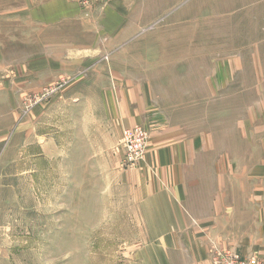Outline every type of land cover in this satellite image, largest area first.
I'll list each match as a JSON object with an SVG mask.
<instances>
[{
	"label": "rangeland",
	"instance_id": "rangeland-1",
	"mask_svg": "<svg viewBox=\"0 0 264 264\" xmlns=\"http://www.w3.org/2000/svg\"><path fill=\"white\" fill-rule=\"evenodd\" d=\"M244 3L0 0V264H264V22ZM128 129L143 158L123 168ZM159 189L186 196L171 224L140 210Z\"/></svg>",
	"mask_w": 264,
	"mask_h": 264
},
{
	"label": "crops",
	"instance_id": "crops-1",
	"mask_svg": "<svg viewBox=\"0 0 264 264\" xmlns=\"http://www.w3.org/2000/svg\"><path fill=\"white\" fill-rule=\"evenodd\" d=\"M240 7H241V9H243V11H249L250 8L253 7V11L255 12L254 20L257 24L259 23L262 26V23L264 22V0H253L252 4L250 3V1L245 0V3L243 4V6H240ZM256 54H258V52ZM124 111H125V109H124ZM127 114H128V110L125 111L126 118L123 121L124 123H128L127 122V118H128ZM133 122H134V120H133ZM166 162L167 161H165V163ZM171 167H172V165H170V164L166 165L165 164L164 167L158 168L159 176H161L163 174L160 177L162 180L166 181V178L168 179L169 175H171L172 173H174L176 171L177 168L175 166H173V170L171 169ZM166 170H167V172H166ZM134 174L139 176L138 172H131V173L125 172V174H123L122 177L125 179H128V180L138 181L135 178ZM172 177L173 176L169 177V179H171ZM126 187H129V186H126ZM181 187H182V191H181V194H182L183 186H181ZM161 192L162 191L159 189L158 198L157 197H145V199H143V200L140 199L138 204H139L141 209L140 208L139 209L144 214V216H145L144 218H147L148 221H151L154 219L156 220V217H157L158 220L163 221V222L164 221H170V224H171V222H173V220L176 219L174 217V213H177V212L173 213V211H175V209L173 210L172 205L175 207L176 204L181 203V201H179L178 198L182 197L185 199L186 196H183V195L182 196L180 195V197L179 196H173L174 198H169L170 200L168 198L165 200H162V198H164L165 196ZM181 200H183V199H181ZM162 204H164V205H162ZM150 207H152V208H150ZM151 209H153V211ZM5 225H6V221H5V219H3V221L0 225V230H1L0 231V253H4L5 249H6L5 248L6 234L4 232ZM167 227H169V224L167 225L166 223L161 228L158 227L156 229V228L152 227L153 232L151 234H153V236L167 235L166 232H169V231H166ZM181 230H183V229H181ZM180 235H183V233H181Z\"/></svg>",
	"mask_w": 264,
	"mask_h": 264
},
{
	"label": "built area",
	"instance_id": "built-area-1",
	"mask_svg": "<svg viewBox=\"0 0 264 264\" xmlns=\"http://www.w3.org/2000/svg\"><path fill=\"white\" fill-rule=\"evenodd\" d=\"M126 142H131L132 146L136 148V156L133 158L132 156L128 155L129 152V146ZM145 142V135L142 132H139L138 130L132 131L130 129L124 130L123 135H121V141H120V151L123 152L122 156V162L121 166L123 168H128L131 166V164L134 163L135 160H140L143 157V149H144V144ZM138 162V161H137Z\"/></svg>",
	"mask_w": 264,
	"mask_h": 264
}]
</instances>
